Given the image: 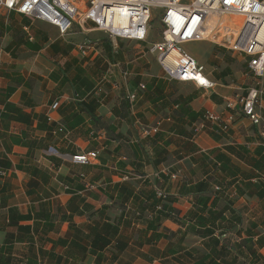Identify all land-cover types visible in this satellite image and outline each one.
I'll use <instances>...</instances> for the list:
<instances>
[{"label":"crops","instance_id":"obj_1","mask_svg":"<svg viewBox=\"0 0 264 264\" xmlns=\"http://www.w3.org/2000/svg\"><path fill=\"white\" fill-rule=\"evenodd\" d=\"M201 47L214 88L169 78L143 41L0 6V264H264V122L242 107L257 78ZM207 111L236 114L195 131Z\"/></svg>","mask_w":264,"mask_h":264},{"label":"built area","instance_id":"obj_2","mask_svg":"<svg viewBox=\"0 0 264 264\" xmlns=\"http://www.w3.org/2000/svg\"><path fill=\"white\" fill-rule=\"evenodd\" d=\"M0 6L32 20L50 22L62 35L77 26L85 33L103 31L114 41L124 38L143 41L148 52L156 54L158 64L169 78L191 81L199 87L214 88L216 82L208 78L196 57L183 49L184 44L211 41L245 55L257 80L242 98L243 113L256 125L264 122L260 110L264 78V0H0ZM156 8L163 10L160 14L163 29L160 39L149 42ZM99 45L97 39H85L76 45V49L90 55ZM128 76L129 72H125L124 77ZM140 88H146L145 84ZM137 97L135 93L129 94L133 102ZM233 106L232 102L228 103V107ZM235 114L223 118L207 111L195 131L205 128L208 121L228 130ZM59 127L65 132V127ZM155 131L157 128H144L145 134ZM262 134L264 136V132ZM97 158L96 151L74 156L81 164ZM158 193L166 196L163 191Z\"/></svg>","mask_w":264,"mask_h":264},{"label":"rangeland","instance_id":"obj_3","mask_svg":"<svg viewBox=\"0 0 264 264\" xmlns=\"http://www.w3.org/2000/svg\"><path fill=\"white\" fill-rule=\"evenodd\" d=\"M185 1H189V0H185ZM162 11L163 10L160 8H156L154 11L153 22L151 24V29H150V34H149L150 35L149 42H154V40H158L161 38L160 34H161L162 29H163V25H162V22L160 20V14L162 13ZM205 42L210 43L211 41H199V43H186V44H184L183 49L185 48L189 52L194 54L197 57L198 61L201 62L199 59L201 56V53H202V55H204L203 58L206 57V55H205L206 49L201 47V43H205ZM212 43L213 42H211V44ZM154 57H156V54H154ZM204 60L205 59H203L202 63L209 65V63H207L206 60L205 61Z\"/></svg>","mask_w":264,"mask_h":264},{"label":"trees","instance_id":"obj_4","mask_svg":"<svg viewBox=\"0 0 264 264\" xmlns=\"http://www.w3.org/2000/svg\"><path fill=\"white\" fill-rule=\"evenodd\" d=\"M88 110L91 111L89 108H88ZM91 112H93V111H91Z\"/></svg>","mask_w":264,"mask_h":264}]
</instances>
